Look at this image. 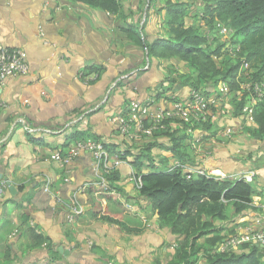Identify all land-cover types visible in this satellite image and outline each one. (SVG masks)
Here are the masks:
<instances>
[{
  "label": "crops",
  "instance_id": "obj_1",
  "mask_svg": "<svg viewBox=\"0 0 264 264\" xmlns=\"http://www.w3.org/2000/svg\"><path fill=\"white\" fill-rule=\"evenodd\" d=\"M118 1L120 12L111 14L68 0H0V41L23 50L28 65L26 74L6 81L1 95L6 107L0 112V174L15 193L0 180L6 186L0 197V264H167L174 257L178 238L158 225L157 211L138 196L137 181L180 165L163 148L169 146L166 134L185 135L184 126L173 122L162 135L145 137L134 129L126 136L119 132L117 117L128 114L132 101L147 104L152 115L173 108L192 92L181 84L190 71L175 59L149 57L145 43H134L124 32L131 26L149 43L159 37L164 0L146 9L144 0ZM89 68H101V76L86 75ZM218 83L201 90L216 99L209 129L185 131L181 150L188 157L182 164L185 174L202 171L231 180L253 175L252 208L237 216L228 208L227 220L215 223L225 240L248 227L264 228V139L245 137L243 127L251 124L231 107L242 92L219 94ZM222 108L231 117L221 118ZM19 119L51 133L34 138L21 129ZM228 130L231 135L225 137ZM194 137L200 140L196 148ZM84 141L115 150L106 152L99 166L86 152L66 169L54 159L55 153L65 155ZM146 145L152 147V165L143 159L136 170L131 164ZM110 173H117L118 180L105 188L102 181ZM74 202L80 214L69 221ZM31 234L48 238L49 246H33ZM204 263L201 252L197 264Z\"/></svg>",
  "mask_w": 264,
  "mask_h": 264
},
{
  "label": "trees",
  "instance_id": "obj_2",
  "mask_svg": "<svg viewBox=\"0 0 264 264\" xmlns=\"http://www.w3.org/2000/svg\"><path fill=\"white\" fill-rule=\"evenodd\" d=\"M80 3L94 9L111 14L120 12L118 0H68ZM154 0H148L150 6ZM191 2V0H189ZM194 1V0H193ZM192 1V2H193ZM197 1V0H195ZM200 1V0H198ZM203 5L198 13L203 21V29L193 25H186L188 3L182 0H164L162 10L165 20L162 34L150 43L140 40L130 26L124 32L134 43L142 45L149 57L159 60L175 59L186 65L190 73L182 76V85H190L192 90L200 91L204 86H216L218 82L228 83L230 91H241L240 84L250 77L256 83L264 85V0H201ZM194 4V2H193ZM219 22L234 32L233 45L239 46L235 57L230 55L224 45L210 46V37L217 33L215 24ZM217 41L215 37L212 42ZM247 65V70L240 73L241 67ZM101 68H89L85 74L101 76ZM248 94L242 93L239 100L231 102L232 113L239 116L247 103ZM253 123L243 127V131L251 137L264 139V101L253 109ZM144 123L146 121L144 120ZM177 136L175 133L166 134L169 146L165 151L171 153L180 165L173 169H164L154 173H147L140 177L141 186L138 196L148 200L157 211L158 225L166 227L177 236V249L172 260L167 264H197L201 252L204 264H264V248L256 244L244 245L243 251L220 253L217 245L223 241L222 228L217 227V221L227 220L228 208L234 216L252 208L254 186L242 178L237 180L222 179L220 177L204 175H190L183 173L182 164L187 160V154L181 150V145L187 135ZM209 129L207 123L201 125ZM162 133H156L154 135ZM108 154L115 150L111 145H104ZM152 147L146 145L144 152L135 158L132 167L140 170L142 160L152 165L150 151ZM121 158V156H119ZM106 183L112 185L118 180L117 173L104 176ZM113 223L112 220L104 218ZM33 246L46 243L49 239L36 234L30 235ZM201 239L205 243L201 244ZM206 245L210 249L206 248ZM209 251V252H208Z\"/></svg>",
  "mask_w": 264,
  "mask_h": 264
},
{
  "label": "built area",
  "instance_id": "obj_3",
  "mask_svg": "<svg viewBox=\"0 0 264 264\" xmlns=\"http://www.w3.org/2000/svg\"><path fill=\"white\" fill-rule=\"evenodd\" d=\"M215 31L219 38H223L224 49L230 52L232 57H235V53L239 52V46L233 45L232 41L234 38V32L230 28H226L223 24L217 22L215 24ZM242 69L243 67H245ZM240 69V73H244L247 70V65H244ZM148 69V61L144 66V70ZM28 71V65L26 62V54L20 49H11L5 46L0 41V112L5 109L6 104L1 99L3 88L6 81L9 78L18 77L26 74ZM250 70L246 74L248 80L240 84L241 92L248 94L247 103L242 109V114L248 123H253V109L254 107L264 101V85L256 83L250 77ZM127 78L123 76L122 79ZM117 82L112 85V88L116 86ZM217 92L219 94H227L229 92L228 83L220 81L218 83ZM216 96V95H215ZM216 99L210 98L203 91L192 90L188 97L184 99H178L175 101L173 108L158 110L154 115L150 113V109L147 104L140 103L138 101H132L129 105V112L126 116L117 117V122L119 125V132L122 135L128 136L134 129L137 131L138 135H143L145 137H151L156 133H165L168 129V124L173 122H178L187 127L186 132L188 134L193 133L195 126H201L208 122L209 110L211 106H214ZM148 118L149 122L144 123V119ZM18 123L21 129L28 135L37 138L41 136H46L51 133V131L44 127L30 126L23 119H19ZM225 137H230L231 132L228 130L225 132ZM193 148H196L200 144L198 137H194ZM82 152L89 153L96 164L99 166L103 164L107 158V154L102 143L94 141H84L77 142L73 147H71L65 155H61L59 152L54 154V159L58 161L62 168L66 169L75 158ZM69 170H66V174ZM204 175L202 171L195 173H187V178L190 175ZM248 183L253 182V175H247L242 178ZM66 182L69 181L65 178ZM102 186L106 188L107 183L102 181ZM141 180L137 181V187L140 188ZM6 186L2 184L0 186V197L3 195ZM47 192V190L45 191ZM70 214L68 220L72 221L77 215L80 214V210L77 209L76 203H72L70 206ZM264 213V206L262 209ZM256 244L257 246L264 248V228L248 227L242 232H235L233 235L227 237L225 240L221 241L216 248L217 252L227 253L236 252L244 245Z\"/></svg>",
  "mask_w": 264,
  "mask_h": 264
},
{
  "label": "rangeland",
  "instance_id": "obj_4",
  "mask_svg": "<svg viewBox=\"0 0 264 264\" xmlns=\"http://www.w3.org/2000/svg\"><path fill=\"white\" fill-rule=\"evenodd\" d=\"M147 1L148 0H144V9H146L148 6H147ZM193 0H191V2L189 1V0H187V3H188V15H187V17H186V19H185V22H186V25L188 24H190V25H193V26H195L197 29H199V30H201V29H203L204 27H203V21L202 20H200L201 19V16L198 14V9L199 8H201V6L203 5V3L201 2V0L200 1H198V5L197 6H193V2H195V0L192 2ZM217 33V32H216ZM213 37H215L216 39H217V41H215V42H212V38ZM232 38H234V36H232ZM211 41H210V46L211 47H214V46H216L217 44H222L223 45V42H224V39L221 37V38H219L218 37V35L216 36V34H213V36L212 37H210L209 38ZM244 68H246V66L245 67H243L242 69H244ZM250 72H252V71H250ZM202 90V89H201ZM231 115L232 114H229V113H227L226 111H225V109L224 108H222V109H220V117L221 118H223V116H230L231 117ZM243 134L245 135V137L248 139V140H252V138H251V135L250 134H248V133H245V132H243ZM253 140H255V138L253 139ZM258 141H260L261 143L263 142V140L262 139H260V140H258ZM244 146H246V145H244ZM259 146H262V145H259ZM242 249L243 248H240L239 250H236V252L235 253H239V252H241L242 251ZM204 258V257H203Z\"/></svg>",
  "mask_w": 264,
  "mask_h": 264
},
{
  "label": "water",
  "instance_id": "obj_5",
  "mask_svg": "<svg viewBox=\"0 0 264 264\" xmlns=\"http://www.w3.org/2000/svg\"><path fill=\"white\" fill-rule=\"evenodd\" d=\"M2 179L5 181L6 186L9 188L10 193H11V194H14V193H15V189H14V187L11 186L10 183L6 181V178H2V175L0 174V180H2ZM58 251H59L60 253L63 252L62 249H60V248H59ZM67 253H68V252H67Z\"/></svg>",
  "mask_w": 264,
  "mask_h": 264
},
{
  "label": "clouds",
  "instance_id": "obj_6",
  "mask_svg": "<svg viewBox=\"0 0 264 264\" xmlns=\"http://www.w3.org/2000/svg\"><path fill=\"white\" fill-rule=\"evenodd\" d=\"M243 115V114H242Z\"/></svg>",
  "mask_w": 264,
  "mask_h": 264
}]
</instances>
